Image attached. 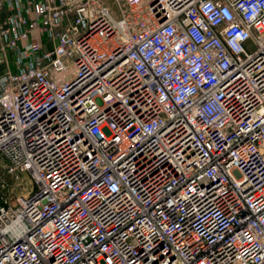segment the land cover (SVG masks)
<instances>
[{
	"label": "built area",
	"instance_id": "obj_1",
	"mask_svg": "<svg viewBox=\"0 0 264 264\" xmlns=\"http://www.w3.org/2000/svg\"><path fill=\"white\" fill-rule=\"evenodd\" d=\"M0 157V264H264V0H0Z\"/></svg>",
	"mask_w": 264,
	"mask_h": 264
},
{
	"label": "rangeland",
	"instance_id": "obj_2",
	"mask_svg": "<svg viewBox=\"0 0 264 264\" xmlns=\"http://www.w3.org/2000/svg\"><path fill=\"white\" fill-rule=\"evenodd\" d=\"M5 164H6V162L0 157V180L4 179L7 183H11L12 179L3 174ZM19 182H21V186H22L21 191L22 192L30 189L31 185L29 183L27 176H25V175L19 176Z\"/></svg>",
	"mask_w": 264,
	"mask_h": 264
}]
</instances>
